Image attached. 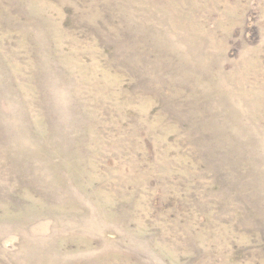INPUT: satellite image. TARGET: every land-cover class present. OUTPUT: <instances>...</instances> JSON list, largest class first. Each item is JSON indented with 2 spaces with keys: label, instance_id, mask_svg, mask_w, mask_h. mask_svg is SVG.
Listing matches in <instances>:
<instances>
[{
  "label": "rangeland",
  "instance_id": "rangeland-1",
  "mask_svg": "<svg viewBox=\"0 0 264 264\" xmlns=\"http://www.w3.org/2000/svg\"><path fill=\"white\" fill-rule=\"evenodd\" d=\"M0 264H264V0H0Z\"/></svg>",
  "mask_w": 264,
  "mask_h": 264
}]
</instances>
